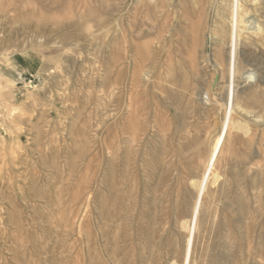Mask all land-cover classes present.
<instances>
[{"label":"rangeland","instance_id":"374dc122","mask_svg":"<svg viewBox=\"0 0 264 264\" xmlns=\"http://www.w3.org/2000/svg\"><path fill=\"white\" fill-rule=\"evenodd\" d=\"M209 6L0 0V264H182L224 118L228 58ZM256 44L241 48L189 264H264Z\"/></svg>","mask_w":264,"mask_h":264},{"label":"bare ground","instance_id":"6f19581e","mask_svg":"<svg viewBox=\"0 0 264 264\" xmlns=\"http://www.w3.org/2000/svg\"><path fill=\"white\" fill-rule=\"evenodd\" d=\"M208 5H210L211 8L213 7L214 17H215L213 27L211 26L212 28L210 29L211 37L216 43H218V45H220V53L222 56L223 63L225 60V55L228 58L226 95H225V100H224V118L221 124L222 125L221 130L216 138L214 145L212 146L213 148L211 150L205 172L202 175L203 177L198 184L197 198H196L194 209L192 211L193 214L191 216V219L189 222L186 221L183 224L180 222L182 224V228L187 230V233H188V238L186 241V247H185L184 258H183L182 264L190 263V257L192 256L191 253H192L193 234H194L195 227L197 224V217H198L200 201H202L201 198L204 194V191L207 187L210 177L213 176L211 173L213 165L220 153L222 144L225 141L227 130L229 126L231 125V115H232V109L234 107L233 103H234L235 87L239 83L238 76L240 74L239 67H240V54L242 52L241 48L247 47V46H253L256 43L261 44V45L264 44V0H208ZM6 13L8 14V11ZM2 18L4 17L2 16ZM202 33L203 32H201V34ZM223 63H222V66H224ZM242 76H243V79L248 82L255 80V75L251 70L246 71L245 73H242ZM230 129H232L231 126H230Z\"/></svg>","mask_w":264,"mask_h":264}]
</instances>
